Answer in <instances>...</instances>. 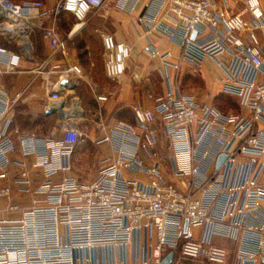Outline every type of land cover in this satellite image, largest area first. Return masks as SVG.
Masks as SVG:
<instances>
[{
	"label": "built area",
	"instance_id": "obj_1",
	"mask_svg": "<svg viewBox=\"0 0 264 264\" xmlns=\"http://www.w3.org/2000/svg\"><path fill=\"white\" fill-rule=\"evenodd\" d=\"M141 0L116 5L133 13ZM106 0H60L47 9L41 1L14 3L0 0V36L14 51L0 46V76L19 70L22 60H32L31 36L41 33L49 46L65 52L67 42L58 30L63 14L72 15L78 26L105 5ZM167 9V21L158 23L148 15L143 24L178 42L182 61L201 69L213 60L224 73V93L235 97L248 115L223 114L211 105H200L191 95L175 87L167 69L180 65L159 57L169 85L156 100L154 110L134 108V127L119 125L135 151L121 147L116 159H105L98 177L84 183L71 172V157L84 134L76 121L66 124L62 139L31 136L34 168L41 169L43 183L32 188L25 163L15 184L20 193L32 195L24 209L9 202L2 213L20 212V217L0 218V264H262L264 262V7L261 0H245L249 14L242 16L219 8L214 0H160ZM72 35V34H71ZM106 75L116 81L126 72L131 49L111 35L103 36ZM47 63L43 69L50 66ZM41 71V70H39ZM59 79L50 89L53 102L62 94L74 96L83 77L81 65L54 67ZM65 83V84H64ZM104 95L98 102H106ZM14 101L0 86V174L7 176L14 164L16 143L11 136L9 116ZM161 116L169 159L179 185L170 182L159 163L147 164L144 155L157 159V133L153 129ZM105 137L101 142L110 141ZM144 154L141 156V152ZM227 159L217 169L220 156ZM216 169L208 172V167ZM64 174V175H63ZM62 175L60 180H55ZM144 175L148 181L137 178ZM10 187L0 188V201H10ZM193 231H200L194 236ZM216 238L236 245L233 259Z\"/></svg>",
	"mask_w": 264,
	"mask_h": 264
},
{
	"label": "crops",
	"instance_id": "obj_2",
	"mask_svg": "<svg viewBox=\"0 0 264 264\" xmlns=\"http://www.w3.org/2000/svg\"><path fill=\"white\" fill-rule=\"evenodd\" d=\"M11 1L14 3L41 1L47 9H51L60 0ZM124 1L106 0L100 10L89 15L82 27L74 31L72 26L65 52L52 49L42 36L37 37L35 36L37 33L33 34L31 36L33 59L22 60L17 72L0 76V86L14 101L9 116L13 121L11 136L16 143V151L12 155L14 164L8 168L6 177L0 174V188L10 187L13 191L10 201H0L2 209H5L9 202L24 209L32 205L33 196L20 193V188L15 184L20 172L16 163L26 164L33 189L38 188L44 181L43 171L33 167L35 155L30 152L29 140L33 135L39 139L50 138L59 141L62 139L65 125L76 121L85 139L77 145L71 157V172L68 175L84 183L96 180L103 160L116 159L121 147L135 151L131 143L126 140V131L118 129L119 125L133 126L137 137L141 139L143 131L137 127L134 108L154 110L156 100L169 90L163 62L159 57L153 58L150 55L148 52L150 46L156 47L162 54L170 53L168 62L180 65L179 71L169 66L167 73L174 86L184 94L193 96L197 103L216 107L226 115L249 114L239 105L235 97L224 93L225 76L213 60H206L203 67L195 71L192 65L182 61V50L178 42L160 32L148 30L143 24L148 15L157 14L159 24L168 22L167 9L162 7L160 0H141L133 13L116 9V5ZM224 1L229 6V12L235 14V3L238 0H222L218 5L219 8H224ZM243 2L245 5V0ZM104 35L113 36L118 43H124L131 49L126 72L116 81L106 75ZM6 47L17 50L14 45ZM49 62H51L50 66L43 69ZM76 64L81 65L84 74L79 85L74 89V96L64 93L62 102H53L50 89L59 79V74L53 71V68H66ZM101 76L105 84L99 82ZM100 95L106 96L108 100L98 102L97 97ZM78 107L80 110L76 109ZM52 109H56V112L49 114ZM41 122L48 123V126L45 129L41 128ZM153 129L157 133L159 156L157 159H150L140 151L141 156L144 155V160L149 165L159 163L167 179L179 185L174 176L173 164L169 159L171 151L164 137L160 115H157ZM105 137H110L111 140L99 143ZM215 169L216 164L212 168L208 167V172ZM61 177L62 175L57 176L55 180H60ZM137 178L143 182L148 181L144 175H138ZM20 214V212L2 213L0 218H19ZM193 232L194 236L200 235V231ZM224 242L229 245L226 246ZM214 243L228 249L233 259L235 243L220 238H216Z\"/></svg>",
	"mask_w": 264,
	"mask_h": 264
},
{
	"label": "rangeland",
	"instance_id": "obj_3",
	"mask_svg": "<svg viewBox=\"0 0 264 264\" xmlns=\"http://www.w3.org/2000/svg\"><path fill=\"white\" fill-rule=\"evenodd\" d=\"M214 1H215V3L217 5H220L222 3V0H214ZM243 1L244 0H238L235 3L234 12H235V14H238V15L242 16L243 18H245L246 20H248L249 19V14H248V12L245 9V5H244ZM261 1H262V4H263V7H264V0H261ZM60 19L61 20L58 21V24H57L58 30H59V33H60V36L62 37V39H64V41H67L68 36L70 35V32L72 30L71 27L73 26V28H74L78 23L73 18V16H71V15H63L62 18H60ZM87 20H88V18H87ZM86 21H85V23H86ZM35 36L40 37V36H42V34L41 33H37ZM8 45H9V43L2 36H0V46H8ZM99 82L101 84H105V80L103 79L102 76L100 77ZM40 126H41V128L45 129L48 126V123L41 122ZM84 132H87V131L84 130ZM84 138H85V135H84ZM224 244L226 246L229 245L227 242H224Z\"/></svg>",
	"mask_w": 264,
	"mask_h": 264
},
{
	"label": "water",
	"instance_id": "obj_4",
	"mask_svg": "<svg viewBox=\"0 0 264 264\" xmlns=\"http://www.w3.org/2000/svg\"><path fill=\"white\" fill-rule=\"evenodd\" d=\"M65 84V83H64ZM76 87H72V89H75ZM56 112V109H52L49 114H53ZM227 159L226 156L222 155L219 157L218 159V163H217V169H219L221 167V165L225 162V160ZM174 253H171L168 258L164 261V264H169L171 262V260L173 259ZM247 264H254L253 262H248Z\"/></svg>",
	"mask_w": 264,
	"mask_h": 264
},
{
	"label": "bare ground",
	"instance_id": "obj_5",
	"mask_svg": "<svg viewBox=\"0 0 264 264\" xmlns=\"http://www.w3.org/2000/svg\"><path fill=\"white\" fill-rule=\"evenodd\" d=\"M79 28H80V26H78V27H77V29H79ZM77 29H76V30H77ZM76 109H79V107H78V108H76ZM79 110H80V109H79Z\"/></svg>",
	"mask_w": 264,
	"mask_h": 264
},
{
	"label": "trees",
	"instance_id": "obj_6",
	"mask_svg": "<svg viewBox=\"0 0 264 264\" xmlns=\"http://www.w3.org/2000/svg\"><path fill=\"white\" fill-rule=\"evenodd\" d=\"M64 15H70V14H64ZM72 16V15H71ZM74 18V17H73ZM75 19V18H74Z\"/></svg>",
	"mask_w": 264,
	"mask_h": 264
}]
</instances>
